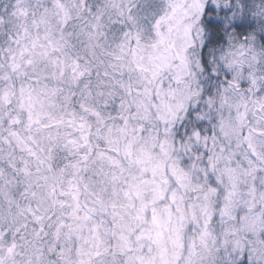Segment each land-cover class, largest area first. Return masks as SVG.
<instances>
[{"label": "snow or ice", "instance_id": "6c2138e0", "mask_svg": "<svg viewBox=\"0 0 264 264\" xmlns=\"http://www.w3.org/2000/svg\"><path fill=\"white\" fill-rule=\"evenodd\" d=\"M0 264H264V0H0Z\"/></svg>", "mask_w": 264, "mask_h": 264}, {"label": "clouds", "instance_id": "9594fccd", "mask_svg": "<svg viewBox=\"0 0 264 264\" xmlns=\"http://www.w3.org/2000/svg\"><path fill=\"white\" fill-rule=\"evenodd\" d=\"M188 55L191 60L192 74L186 77L185 82L189 94L192 95V98L189 102V111L192 112V115L188 116L186 113L183 114L184 121L188 125L201 123L204 131L210 133L213 129L214 121L212 120V116L215 114V109L211 111L209 110L207 107V93L202 92L204 88L210 87V85L207 83H202V81L207 80L208 73L203 71V64L201 63V60L204 55H207L212 74L223 76V70L221 66L226 65L228 58L230 57L227 50L221 51L219 48L215 50L210 48L207 53H204L199 43L189 49ZM197 92H201L204 98L201 99V96L194 94ZM197 108L199 110H197Z\"/></svg>", "mask_w": 264, "mask_h": 264}]
</instances>
